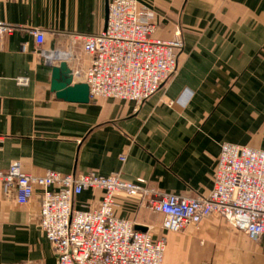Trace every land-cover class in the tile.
Returning a JSON list of instances; mask_svg holds the SVG:
<instances>
[{"label":"crops","instance_id":"crops-1","mask_svg":"<svg viewBox=\"0 0 264 264\" xmlns=\"http://www.w3.org/2000/svg\"><path fill=\"white\" fill-rule=\"evenodd\" d=\"M136 1L154 13L155 39L179 31L183 45L177 74L140 106L67 103L50 90L47 60L73 73L89 67L82 38L104 30L110 0H0V24L13 29L0 37L1 172L20 162L33 176L118 174L194 198L212 190L222 144L264 151V0ZM33 30L43 33L41 45ZM23 77L28 85H17ZM101 198L86 191L74 209H95ZM116 205L120 219L164 240L163 264H264V239L250 241L216 216L171 233L138 199L119 195ZM39 208L38 192L18 205L0 184V264H55Z\"/></svg>","mask_w":264,"mask_h":264},{"label":"built area","instance_id":"built-area-1","mask_svg":"<svg viewBox=\"0 0 264 264\" xmlns=\"http://www.w3.org/2000/svg\"><path fill=\"white\" fill-rule=\"evenodd\" d=\"M156 28L154 13L136 0H110L106 29L82 38L89 67L73 73L87 85L91 101H130L140 106L177 74L183 47L180 32L173 40L162 41L154 38ZM12 30L0 24V37ZM31 35L42 44L41 31L33 30ZM16 83L27 86L28 79L17 78ZM0 184L5 195L14 194L18 205L28 204L39 193L38 225L51 245L55 264H163L164 240H154L120 219L119 195L136 198L140 207L160 215L166 232L198 228L204 219L216 216L250 241L264 239V151L247 147L222 144L212 190L194 198L156 191L143 180L125 182L118 174L48 171L33 176L23 172L20 162L0 171ZM86 191L102 193L99 206L75 210V198Z\"/></svg>","mask_w":264,"mask_h":264},{"label":"water","instance_id":"water-1","mask_svg":"<svg viewBox=\"0 0 264 264\" xmlns=\"http://www.w3.org/2000/svg\"><path fill=\"white\" fill-rule=\"evenodd\" d=\"M108 8L105 15L104 30L107 26ZM51 68V92L58 100L73 104H88L90 101L89 89L84 83H73V72L66 62L52 66V60H47ZM136 231L145 232V228L135 227Z\"/></svg>","mask_w":264,"mask_h":264}]
</instances>
